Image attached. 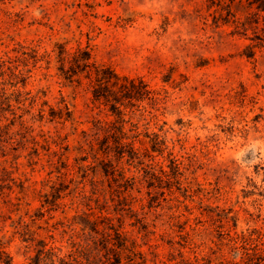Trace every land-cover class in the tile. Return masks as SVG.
Wrapping results in <instances>:
<instances>
[{
  "label": "rangeland",
  "instance_id": "rangeland-1",
  "mask_svg": "<svg viewBox=\"0 0 264 264\" xmlns=\"http://www.w3.org/2000/svg\"><path fill=\"white\" fill-rule=\"evenodd\" d=\"M209 4L210 0H0V63L22 58V51H35L37 56V61L28 59L26 67L13 65L15 73L30 70L24 88L10 87L5 64L1 81L7 94L17 89L31 92L53 107L62 96L77 131L91 127L92 117L110 120L105 110L99 112L90 102L91 94L83 87L60 83L53 59L58 44L67 50L89 45L98 63L120 76L142 78L156 93V103H138L133 122L163 141L165 150L162 157L153 154L155 161L165 166L169 154L179 163L186 193L175 192L161 207L145 210L146 225L154 232L150 244L156 245V257L148 255L153 261L146 264L241 263L228 244V230L229 235L256 230L264 241V21L260 18L257 26L253 10L236 0L230 6L233 17L223 24L224 12ZM44 54L50 55L49 65L40 60ZM32 129L33 135L72 131L69 123H34ZM76 138L68 137L70 147L77 145ZM135 147L143 148L138 143ZM27 153L20 152L16 161L12 155L0 156V169L6 171L0 179V215L7 217L0 218V248L11 264H29L35 256L34 246L25 241L30 238L65 253L66 236L57 223L81 210L73 206L45 213L35 224L24 218L29 224L20 225H27L28 235L22 238L24 229L16 223L26 209L33 213L40 207L39 182L46 178V169H41L46 157L41 153L31 169ZM77 155L71 151L66 162L72 164ZM21 182L22 203L29 205L10 213L4 201L21 196ZM133 209L141 213L138 204ZM224 213L236 219L235 227L212 220ZM123 231L139 236L129 224ZM141 251L148 253L147 246Z\"/></svg>",
  "mask_w": 264,
  "mask_h": 264
},
{
  "label": "trees",
  "instance_id": "trees-1",
  "mask_svg": "<svg viewBox=\"0 0 264 264\" xmlns=\"http://www.w3.org/2000/svg\"><path fill=\"white\" fill-rule=\"evenodd\" d=\"M234 1L236 0H210L208 8L213 5L219 7L224 12V15L220 14L223 24H227L229 17H233L230 6ZM237 2L244 3L253 10L251 18H254L257 26L260 18L264 21V0ZM56 46L53 59L60 83L74 88L83 87L91 94L90 102L95 108L99 112L105 110L106 117L111 119L106 121L92 117L91 127L77 131L72 111L62 96L57 106L53 107L47 101H40L37 95L32 96L31 92L17 89L12 94H7L1 81L5 75V64L9 65L6 70L9 72L7 79L10 87L16 88L20 84L24 88L30 70L15 73L17 67L13 65L22 63L26 67L28 59L37 61L35 51H32V55L22 51V58H9L0 63V156L12 155V160L16 161L21 157L20 152L28 151L27 164L31 169L37 164L41 153L46 157L45 164L41 167L42 170L46 169V178L39 182L40 207L33 213L26 209L16 224H29L24 218L30 224H35L45 213L57 210L64 212L66 207L81 208L76 215L57 223L66 236L65 253H62V248L46 249L43 241L26 239L27 225L19 226L24 229L22 238L34 246L35 256L30 258L29 264H146L153 261L147 256H152V259L156 257V245L150 244L149 238L154 232L146 225L145 210L161 207L166 196H174L175 192L186 193V188L181 187L179 180V163L169 154L165 166L155 161L153 154L163 155V141L156 133L148 134L147 129L141 131L139 124L133 122L138 103L144 100L156 103V93L149 90L142 78L120 76L108 65L98 63L89 45H78L71 50H67L62 44ZM50 59L48 54L40 58L47 65L50 64ZM36 105L38 107L35 113L31 114ZM18 112L21 113L17 114ZM24 116H29V120H24ZM34 123L54 127H64L69 123L72 131L67 134L55 131L53 135L40 131L33 135ZM14 127L16 130L11 132L10 129ZM69 134L76 135V146H69ZM143 138L148 142H144ZM137 143L143 148L135 147ZM146 143L149 148L145 146ZM71 151L78 155L73 158L72 164H68L66 160ZM89 159L92 161L89 162ZM131 172L133 175L127 176ZM2 174H6L3 168L0 169V179ZM96 175L100 179H96ZM86 185L89 186L88 191L85 189ZM3 189L0 186V198L4 196ZM7 189L12 191L10 186ZM24 191L21 182L17 193L21 196L16 195L14 201H4L10 213L19 211L23 205H29L27 202L22 203ZM67 198L69 203L64 202ZM136 204L141 213L133 209ZM0 218L5 221L7 217L1 214ZM212 220L219 224L230 222L234 227L237 223L227 213L218 216L216 221ZM124 224L135 227L139 236L123 231ZM229 233L228 230L226 235L230 249L241 258V263L234 264H264V241L256 230L234 232L233 235ZM143 246H147L148 253L141 251ZM0 264H11L3 248H0Z\"/></svg>",
  "mask_w": 264,
  "mask_h": 264
}]
</instances>
